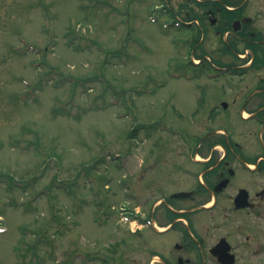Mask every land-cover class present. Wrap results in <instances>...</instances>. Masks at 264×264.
<instances>
[{
	"label": "rangeland",
	"instance_id": "1",
	"mask_svg": "<svg viewBox=\"0 0 264 264\" xmlns=\"http://www.w3.org/2000/svg\"><path fill=\"white\" fill-rule=\"evenodd\" d=\"M190 21L191 0H0V264H101L136 228L118 211L143 201L129 193L191 165L193 133L224 115L203 98L238 76Z\"/></svg>",
	"mask_w": 264,
	"mask_h": 264
},
{
	"label": "flooded vegetation",
	"instance_id": "2",
	"mask_svg": "<svg viewBox=\"0 0 264 264\" xmlns=\"http://www.w3.org/2000/svg\"><path fill=\"white\" fill-rule=\"evenodd\" d=\"M190 22L208 39L201 51L238 80L230 95L203 98L209 117L224 115L193 133L191 165L171 161L129 193L143 200L124 209L136 228L112 240L122 244L109 264H130L137 234L149 248L141 264H264V0H191Z\"/></svg>",
	"mask_w": 264,
	"mask_h": 264
},
{
	"label": "trees",
	"instance_id": "3",
	"mask_svg": "<svg viewBox=\"0 0 264 264\" xmlns=\"http://www.w3.org/2000/svg\"><path fill=\"white\" fill-rule=\"evenodd\" d=\"M25 51H28L27 49H24L23 51H20V52H22V53H24ZM154 124L155 123H147V124H145V123H142L141 125H139V127H141V128H143V129H145V130H147V129H152L153 128V126H154ZM150 127H152V128H150ZM131 134H134V132H132ZM7 176V175H6ZM8 177V182L9 183H14V184H16V181H15V179H14V177H12V176H7ZM32 181V180H31ZM30 181V182H31ZM101 261V260H100ZM103 264H106V262L105 261H101Z\"/></svg>",
	"mask_w": 264,
	"mask_h": 264
},
{
	"label": "bare ground",
	"instance_id": "4",
	"mask_svg": "<svg viewBox=\"0 0 264 264\" xmlns=\"http://www.w3.org/2000/svg\"><path fill=\"white\" fill-rule=\"evenodd\" d=\"M193 61H194V62H197V60H196V59H194Z\"/></svg>",
	"mask_w": 264,
	"mask_h": 264
}]
</instances>
